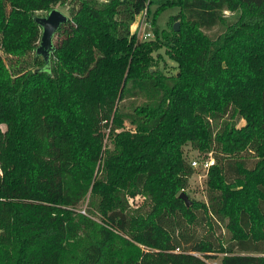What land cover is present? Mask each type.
Segmentation results:
<instances>
[{
  "label": "trees",
  "instance_id": "trees-1",
  "mask_svg": "<svg viewBox=\"0 0 264 264\" xmlns=\"http://www.w3.org/2000/svg\"><path fill=\"white\" fill-rule=\"evenodd\" d=\"M58 6L69 20L52 72L36 71L33 15ZM171 7L179 30L138 37V14ZM162 46L177 71L160 66ZM188 144L215 158L208 201L189 207ZM211 252L264 264V0H0V264Z\"/></svg>",
  "mask_w": 264,
  "mask_h": 264
},
{
  "label": "rangeland",
  "instance_id": "rangeland-1",
  "mask_svg": "<svg viewBox=\"0 0 264 264\" xmlns=\"http://www.w3.org/2000/svg\"><path fill=\"white\" fill-rule=\"evenodd\" d=\"M58 7L62 9L65 13L69 14L67 10V6H58ZM157 7H158L157 3H154L151 5L152 13L155 12ZM178 12H179L178 7H171L166 10H161L156 17L157 19L154 18V21H153V15H151L148 18L150 21V24L148 26H145V24H140V27L142 28V30H144L145 28L146 32L151 33L152 36L150 38H155L156 30H158L159 32L158 34L160 38L165 40L164 34L165 36L168 37L169 35H171L172 29L175 23L179 22V24H181L179 20L176 22H173V19H172V16L177 14ZM44 13L38 12V14H44ZM136 25L137 23H135L133 26L136 27ZM142 30H140L141 33H142ZM216 31H217V28H214L213 30H210L207 32L210 34H213ZM140 38H143V34L140 35ZM159 50H160L159 52L162 53L163 55L161 62H160V66L167 72L177 71V63L174 60H172L170 56L166 53L167 46H162ZM244 123L245 121L242 120L240 122V125ZM1 128L6 129V125L2 124ZM184 155L188 162L197 160L199 163L197 167H194L195 172L190 177L188 186L186 188L181 189L179 191V194L185 191L192 201L207 202L208 201V184H207L208 170L204 169L201 164L202 162L206 161L207 159L213 156L207 153H201L199 150H196L189 144L184 146ZM130 201L132 205L137 206L144 201V198L140 195H137V196L130 197ZM201 214L202 213H200V215ZM207 230H208L207 227L205 230H203V228H200L199 230L200 235L204 237L206 234L211 232V229H209L210 232ZM223 233H224V236H227V237L230 236V232L228 231V229H224ZM210 254L211 255L205 258L208 264H222L223 253L211 252Z\"/></svg>",
  "mask_w": 264,
  "mask_h": 264
},
{
  "label": "water",
  "instance_id": "water-1",
  "mask_svg": "<svg viewBox=\"0 0 264 264\" xmlns=\"http://www.w3.org/2000/svg\"><path fill=\"white\" fill-rule=\"evenodd\" d=\"M33 19L41 27L42 30L39 45L35 50L36 56L42 57L44 61L43 65L38 67L36 71L51 73L52 55L56 50L55 36L59 28L69 20V15L59 7H53L44 14L33 15ZM174 27L176 30H179V22H176ZM180 197L185 201L188 207L192 205L193 201L185 191L180 193Z\"/></svg>",
  "mask_w": 264,
  "mask_h": 264
},
{
  "label": "built area",
  "instance_id": "built-area-1",
  "mask_svg": "<svg viewBox=\"0 0 264 264\" xmlns=\"http://www.w3.org/2000/svg\"><path fill=\"white\" fill-rule=\"evenodd\" d=\"M149 15H148V8H145L140 14H138V16L136 17V20L134 22L137 23L136 27L133 26V30H135V32H137L138 34V37L140 38V35L143 34V38L141 39H145V40H148V39H151L150 37L152 36L151 33L149 32H146L145 31V28L144 30H142V28L140 27V24H145V26H148L150 24V21H149ZM133 24V25H134ZM142 30V33L141 31ZM198 161L197 160H194L191 162L192 166L193 167H197L198 165ZM215 164V158L214 157H210L209 159H207L206 161L202 162V166L204 169H207L209 170V168ZM176 251H180L179 248L176 249Z\"/></svg>",
  "mask_w": 264,
  "mask_h": 264
}]
</instances>
